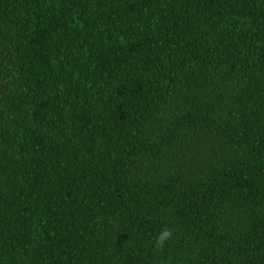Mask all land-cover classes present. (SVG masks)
I'll use <instances>...</instances> for the list:
<instances>
[{"label":"trees","instance_id":"trees-1","mask_svg":"<svg viewBox=\"0 0 264 264\" xmlns=\"http://www.w3.org/2000/svg\"><path fill=\"white\" fill-rule=\"evenodd\" d=\"M0 264H264V0H0Z\"/></svg>","mask_w":264,"mask_h":264},{"label":"clouds","instance_id":"clouds-1","mask_svg":"<svg viewBox=\"0 0 264 264\" xmlns=\"http://www.w3.org/2000/svg\"><path fill=\"white\" fill-rule=\"evenodd\" d=\"M171 238H172L171 230L168 228L162 229L156 238V246L162 248L165 242Z\"/></svg>","mask_w":264,"mask_h":264}]
</instances>
